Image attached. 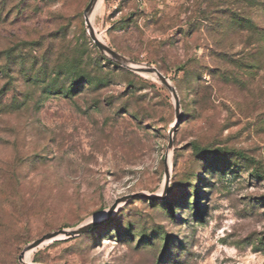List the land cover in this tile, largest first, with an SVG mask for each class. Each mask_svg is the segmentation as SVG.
Wrapping results in <instances>:
<instances>
[{"label": "rangeland", "instance_id": "obj_1", "mask_svg": "<svg viewBox=\"0 0 264 264\" xmlns=\"http://www.w3.org/2000/svg\"><path fill=\"white\" fill-rule=\"evenodd\" d=\"M89 1L0 0V264H264V0L96 2L176 97Z\"/></svg>", "mask_w": 264, "mask_h": 264}, {"label": "water", "instance_id": "obj_2", "mask_svg": "<svg viewBox=\"0 0 264 264\" xmlns=\"http://www.w3.org/2000/svg\"><path fill=\"white\" fill-rule=\"evenodd\" d=\"M96 0H90L84 10V17H85V23H86V27H87V32L89 34V37L93 40L94 44L96 45V47L108 54L112 59H114L118 64L134 71L137 73H152L155 74L160 81L165 84L170 91L172 92L173 96L176 97V92L174 87L168 82V80L164 77V75L155 67H145V66H139V65H134L132 63H130L124 56L119 55L114 49H112L111 47H109L107 44H105L103 41H101L95 31L94 28L92 27V24L90 23L89 19H88V13L90 12L91 8L93 7V5L95 4ZM131 197V195L128 196H124L121 198L116 199V201L113 203V205L110 207V211L113 210V208L116 206L117 203H119L120 201L126 200L127 198ZM94 225L93 222L87 223L83 228H77V229H73V230H66V229H59L56 231H52L49 233H46L44 235H42L41 237L33 240L30 244H28L24 250L21 251V253L18 256L19 261L22 264H31V263H27L25 261H23V256L25 254L26 251L31 250L33 248L38 247L41 243H43L44 241L47 240H52L54 238L57 237H62V236H75L80 234L81 232H83L84 230H88L89 228H91Z\"/></svg>", "mask_w": 264, "mask_h": 264}, {"label": "bare ground", "instance_id": "obj_3", "mask_svg": "<svg viewBox=\"0 0 264 264\" xmlns=\"http://www.w3.org/2000/svg\"><path fill=\"white\" fill-rule=\"evenodd\" d=\"M97 1H98V0H96V2H97ZM96 2H95V4H96ZM95 4L93 5V7L91 8L90 12L88 13V19H89L90 23H91V12H92V10H93ZM91 24H92V23H91ZM97 37H98V36H97ZM100 40H101V39H100ZM169 163H170V160L167 159V164H169ZM49 241H50V240L44 241V242L41 243L38 247H40V246H41L42 244H44V243H48ZM33 249H35V248H33ZM33 249L28 250V251L25 252V254H24V256H23V261H25V262H27V263H30V262L27 261L26 256H27V254H29L31 251H33ZM31 264H32V263H31Z\"/></svg>", "mask_w": 264, "mask_h": 264}, {"label": "trees", "instance_id": "obj_4", "mask_svg": "<svg viewBox=\"0 0 264 264\" xmlns=\"http://www.w3.org/2000/svg\"><path fill=\"white\" fill-rule=\"evenodd\" d=\"M249 24H248V26H250V27H248V28H250L251 30H254V32L258 30L257 27L253 26L252 23L250 25Z\"/></svg>", "mask_w": 264, "mask_h": 264}]
</instances>
